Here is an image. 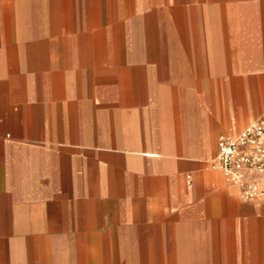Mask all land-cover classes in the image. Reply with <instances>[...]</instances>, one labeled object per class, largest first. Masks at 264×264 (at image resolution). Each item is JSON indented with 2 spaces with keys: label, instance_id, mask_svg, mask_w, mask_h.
<instances>
[{
  "label": "crops",
  "instance_id": "1",
  "mask_svg": "<svg viewBox=\"0 0 264 264\" xmlns=\"http://www.w3.org/2000/svg\"><path fill=\"white\" fill-rule=\"evenodd\" d=\"M172 2L0 0V264H264L208 164L264 112L262 12Z\"/></svg>",
  "mask_w": 264,
  "mask_h": 264
},
{
  "label": "built area",
  "instance_id": "2",
  "mask_svg": "<svg viewBox=\"0 0 264 264\" xmlns=\"http://www.w3.org/2000/svg\"><path fill=\"white\" fill-rule=\"evenodd\" d=\"M208 164L238 188L242 199H264V112L238 133L220 134L216 154ZM191 181V174L186 173L188 188Z\"/></svg>",
  "mask_w": 264,
  "mask_h": 264
},
{
  "label": "rangeland",
  "instance_id": "3",
  "mask_svg": "<svg viewBox=\"0 0 264 264\" xmlns=\"http://www.w3.org/2000/svg\"><path fill=\"white\" fill-rule=\"evenodd\" d=\"M166 1H168V3H169L167 5H169V6L174 5V2H172L174 0H166ZM178 1H179L178 2L179 5L186 6L188 3L186 1H189V0H178ZM206 1L207 0H198V3L200 6H203V5L205 6ZM170 2H172V4ZM215 6L218 9L221 7V8H227V9L232 8L235 10L239 7H245L246 11L248 13H253L250 15V16H252L251 20L248 19V21H250V22L255 21V15H254L255 12L257 13V15L259 12H262V15L259 14L258 16H262V18H264V0H215ZM257 15H256V17H258ZM250 16H248V18ZM216 23H218V21H216ZM252 120H250V121H252Z\"/></svg>",
  "mask_w": 264,
  "mask_h": 264
}]
</instances>
